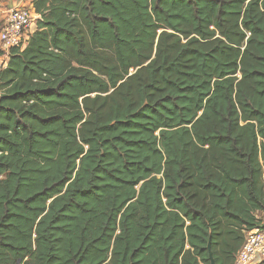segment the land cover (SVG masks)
I'll use <instances>...</instances> for the list:
<instances>
[{"label": "trees", "instance_id": "obj_1", "mask_svg": "<svg viewBox=\"0 0 264 264\" xmlns=\"http://www.w3.org/2000/svg\"><path fill=\"white\" fill-rule=\"evenodd\" d=\"M0 77V264H233L264 208V0H33ZM1 29V27H0Z\"/></svg>", "mask_w": 264, "mask_h": 264}, {"label": "built area", "instance_id": "obj_2", "mask_svg": "<svg viewBox=\"0 0 264 264\" xmlns=\"http://www.w3.org/2000/svg\"><path fill=\"white\" fill-rule=\"evenodd\" d=\"M38 14L33 6L10 8L0 29V77L7 67L11 50L24 48L37 28ZM233 264H264V208L259 226L246 232Z\"/></svg>", "mask_w": 264, "mask_h": 264}, {"label": "crops", "instance_id": "obj_3", "mask_svg": "<svg viewBox=\"0 0 264 264\" xmlns=\"http://www.w3.org/2000/svg\"><path fill=\"white\" fill-rule=\"evenodd\" d=\"M12 5L10 8H20V7H24V6H33L32 2L33 0H12ZM8 9L5 8L4 4H2L0 2V27H2V24L4 21V19L6 18V14H7Z\"/></svg>", "mask_w": 264, "mask_h": 264}, {"label": "water", "instance_id": "obj_4", "mask_svg": "<svg viewBox=\"0 0 264 264\" xmlns=\"http://www.w3.org/2000/svg\"><path fill=\"white\" fill-rule=\"evenodd\" d=\"M208 250H209V255H210V259H211V264H216L215 259L213 257L212 249H211V241H209ZM19 262L20 261H18L17 264H19Z\"/></svg>", "mask_w": 264, "mask_h": 264}, {"label": "rangeland", "instance_id": "obj_5", "mask_svg": "<svg viewBox=\"0 0 264 264\" xmlns=\"http://www.w3.org/2000/svg\"><path fill=\"white\" fill-rule=\"evenodd\" d=\"M0 2L2 4H4L5 8L8 9V10H9L8 7H10L12 5V3H13L12 0H0ZM2 22L4 23V21H2Z\"/></svg>", "mask_w": 264, "mask_h": 264}]
</instances>
